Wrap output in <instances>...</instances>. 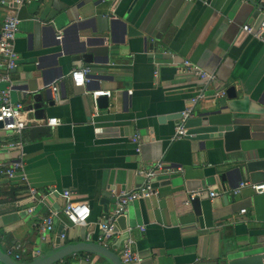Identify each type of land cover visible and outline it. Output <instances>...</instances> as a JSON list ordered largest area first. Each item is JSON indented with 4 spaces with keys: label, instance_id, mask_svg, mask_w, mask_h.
Segmentation results:
<instances>
[{
    "label": "crops",
    "instance_id": "0c3cea01",
    "mask_svg": "<svg viewBox=\"0 0 264 264\" xmlns=\"http://www.w3.org/2000/svg\"><path fill=\"white\" fill-rule=\"evenodd\" d=\"M83 9L97 15L93 22L69 28L86 18ZM261 12L262 0H24L17 11L10 97L24 105L30 120L20 132L0 127V169L19 159L2 144H22L19 173H0L5 252L31 262L58 242L96 241L97 223L117 197L141 185V171L158 161L172 170L154 176V194L127 204L108 248L119 255L123 240L132 236L142 256L134 264H228L230 258L264 252V192L239 186L263 181L264 172L244 180L228 174L245 159L264 158V43L242 30L257 23ZM3 15L0 9V26ZM122 18L141 33L126 34ZM85 38H105L101 47L88 49L89 62L73 54L51 57L60 43L71 52ZM185 60L215 73L216 81L205 84L185 68ZM83 65L89 74L107 77L73 84L70 71ZM5 85L0 82V88ZM229 85L235 97H227ZM93 89L110 91L106 105L92 97ZM189 106L193 112L226 106L221 113L246 126L248 137L236 138L238 148L229 150L221 137L205 139L202 146L176 138L179 114ZM51 117L59 123L48 125ZM109 127L116 132L98 134V128ZM29 187L46 197L31 199ZM65 189L90 207L86 223L73 225L61 211ZM194 190L207 193L200 213L191 202L184 204ZM51 212L54 227L42 239L37 224ZM53 264L109 263L82 250Z\"/></svg>",
    "mask_w": 264,
    "mask_h": 264
},
{
    "label": "built area",
    "instance_id": "2783aa9c",
    "mask_svg": "<svg viewBox=\"0 0 264 264\" xmlns=\"http://www.w3.org/2000/svg\"><path fill=\"white\" fill-rule=\"evenodd\" d=\"M24 0H0V9H2L4 15L0 26V82H6V85L0 88V123L1 128L6 130L8 133L20 132V130L30 120L28 117V110L24 108L21 102H14L10 97V90L12 86V80L10 78V71L16 67L18 55L14 47L16 35L18 33L19 17L17 14L18 8L23 4ZM242 30L247 34H250L254 38L264 43V0H262V12L261 17L255 24H243ZM57 40L61 39V33L57 32L55 35ZM184 66L187 70L194 72L198 78L205 84H210L216 81V74L208 72L198 66L192 64L189 60H185ZM91 72L88 65H83L80 68H73L70 71V77L75 85H83L87 81L86 75ZM52 90H56V86H51ZM93 98H97L101 95L110 96L109 90L104 89H93L89 91ZM193 115V107L189 106L181 112V119L176 126L175 137L180 138L186 135V128L184 127V120L187 117ZM46 123L50 126H54L59 123L56 117L47 118ZM139 135H134L131 140L137 142ZM7 150H13L18 152V161L10 163L5 169H0V173L5 176L12 178L19 173L21 168V155H22V144L19 140H11L2 144ZM170 166H165L161 161L155 163V165L146 170H142L141 174L144 176V182L136 188L121 194L117 197L115 206L105 215V218L97 223L98 234L96 241L102 245L107 246L108 240L117 233L116 219L120 215L125 214L127 204L140 197H148L155 193L152 186V180L159 171H171ZM249 185L255 192H264V180L260 182H241L239 186ZM202 192L200 190L190 191L187 198L184 200V204L189 205L191 199L194 196H199ZM27 194L33 200L43 199L46 197V193L40 192L34 187L27 188ZM211 196L215 195L214 191L210 192ZM64 199L61 211L64 213L66 218L73 225H80L86 223L90 215V207L87 203L82 200L75 199L70 190L65 189L62 192ZM244 212L245 209L240 210ZM54 213H50L44 216L41 221L37 224V230L39 236L44 239L46 235L53 229L54 224L52 216ZM143 229L142 226H138ZM128 230L130 227L127 228ZM63 236V235H62ZM134 239L128 235L123 240L119 258L123 264H134L142 260L141 254L134 247ZM264 246V243H263ZM18 258L20 255L15 254Z\"/></svg>",
    "mask_w": 264,
    "mask_h": 264
},
{
    "label": "water",
    "instance_id": "95a60500",
    "mask_svg": "<svg viewBox=\"0 0 264 264\" xmlns=\"http://www.w3.org/2000/svg\"><path fill=\"white\" fill-rule=\"evenodd\" d=\"M85 2V1H84ZM84 6L85 4H80ZM79 5V6H80ZM80 8V7H79ZM82 12L86 15V18L83 20H79L73 26L69 28L76 27V28H83L86 25H89L95 17L93 16V11L90 9H83ZM90 16H87L89 15ZM126 17L124 16V19ZM123 18L122 20H118L121 26V29L128 35H136L140 34L141 32L134 27L131 23L125 21ZM111 23L114 21H110ZM105 29V26H104ZM102 39H92V38H85L84 40L80 41L74 48L69 52L65 47L60 43V50L55 51L51 54L52 58H57L60 56L73 54L80 56L84 61H90L93 58L92 52L88 49H97L102 45ZM13 68L12 70H14ZM87 77H107L106 74H87ZM47 93V98H50V89L45 91ZM226 95L228 98L236 96V90L234 85H229L226 90ZM215 96L209 97L210 99H214ZM98 102H103L104 105L107 104L108 98L105 95H101L97 97ZM33 107L35 104H32ZM32 105L30 108H32ZM226 108V106H219L218 108H204L197 112H193V115L187 117L184 120V127L186 128V135L188 139H190L191 143H194L198 146H202L205 139L214 138V137H221L224 141V145L227 150L238 148V140L236 138H246L248 137V132L246 126H242L240 124H233L231 122V117L227 116L226 114H222L221 110ZM181 116V113L179 114ZM169 118V117H168ZM171 118V117H170ZM163 119V118H162ZM1 127V123H0ZM98 134L105 135L104 133H109L107 135H112L116 132L115 127L109 128H98ZM262 170L264 172V158H248L245 159L240 164L234 166L230 173L236 175L239 180L248 179L250 173ZM223 178V174L220 175ZM207 195V193L202 194V196H194L191 199V204L197 213H200V198ZM125 216L120 215L116 221L122 227L124 223ZM59 232H62L59 230ZM88 251L91 253L96 254L97 256L103 257L109 264H123L119 258V255L112 251L105 245L98 243L97 241H79V242H72L68 244H62L58 242L56 249L52 250L49 253L42 254L38 258L33 259L31 262H21L12 258L9 254L5 252L2 248L0 242V262L3 264H53L54 262L65 258L66 256L78 252V251ZM228 264H264V252H255L251 254H242L241 256L233 257L228 260Z\"/></svg>",
    "mask_w": 264,
    "mask_h": 264
}]
</instances>
